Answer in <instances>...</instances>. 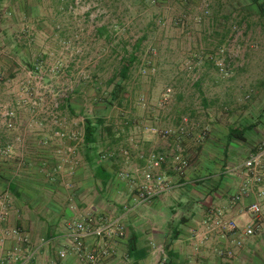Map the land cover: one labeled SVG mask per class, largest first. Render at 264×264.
<instances>
[{"label": "crops", "instance_id": "1", "mask_svg": "<svg viewBox=\"0 0 264 264\" xmlns=\"http://www.w3.org/2000/svg\"><path fill=\"white\" fill-rule=\"evenodd\" d=\"M61 1L55 0L51 6L50 0H0V47L3 50L0 73L13 62L11 69L15 63L24 68L41 52L46 55L44 45L57 49L55 52L59 55L66 28L73 41L72 48L80 45L85 51L81 54L71 49V77L78 73L81 60H109L108 23L101 21L103 16L97 19L99 21L88 20V13L92 10L108 13L110 6L102 2L88 9L84 23L75 14L77 8L74 7L75 16L66 27L61 22L65 10ZM210 2L213 16L205 18L198 26L204 33L224 27L226 19L234 14L229 0H225V6L223 0ZM50 11L55 15L56 33L47 31L45 22L36 17ZM113 11L124 10L115 8ZM220 15L225 16L220 18ZM25 20L32 21L33 26ZM81 26L86 30L82 31ZM28 29L35 32V39L27 36ZM214 31L215 36L218 33ZM203 37V44L207 45L208 37L205 34ZM47 40L49 43H44ZM200 44L189 42L184 46L185 49L190 46V50L191 46L197 48ZM130 55L132 59L141 56L137 52ZM125 57V52L119 55L120 60ZM165 57L168 62L179 58L169 52ZM106 70L103 63L99 64L92 72L95 81L98 76L102 79ZM166 74L168 76H155L145 86L133 81L128 97L131 99L133 92L150 97L160 84L173 83L176 94L167 109L146 110L125 99L118 104L117 112L110 113L103 102L94 104L93 97L103 88L98 78L100 85L95 86L91 81L75 86V93L66 106L78 117L74 121L67 117L69 114L64 108L62 114L66 119L61 118L60 111L57 118L41 125L27 109L19 112L17 126L12 130L5 127L1 117L10 107L11 97L17 99L19 87L16 80L11 84L0 83V102L5 103H0V240H3L4 257L14 258L18 251L19 262L31 255L25 264H87L71 253L61 259L59 252L70 247V225L92 214L102 220L120 218L126 228L124 238L100 243L110 252L100 264H159L160 249L166 251L169 264H264V220L258 221L248 212L250 204L260 201L258 193L264 190V182H252L249 172L240 167L256 150L264 148L263 126H256L258 120L251 118V110L245 116L247 120H243L242 112L237 110L219 111L223 106L234 107L237 86L229 82L223 84L210 64L193 79H189L190 72L172 70ZM15 75L24 77L22 71H15ZM261 112L264 113V109ZM185 114L190 116V125L179 139H164L146 130L147 134L143 132L144 127L152 126L176 128ZM87 119L96 130L91 144L85 142ZM204 125L210 126V132L201 137L200 129ZM132 129L139 131L133 138ZM232 130L242 133V138L230 139ZM57 131L66 132L67 137H56ZM72 135L79 138L78 145ZM8 145L12 146L9 155L3 152ZM74 146L73 153L70 149ZM179 150L191 160L189 167L179 174L170 162L155 170L154 173L166 176L171 190L149 203L137 204L134 198L143 180L142 172L148 169L149 153H163L171 158ZM122 172L130 175L129 180L120 176ZM247 184L251 188L249 194L236 200L235 196ZM217 213L242 228L255 223V235L245 238L232 256L228 254L232 250V236L225 239L207 229V222ZM13 230L19 231L21 242L14 237ZM88 245L93 246L94 241L89 240ZM5 264H9L7 260Z\"/></svg>", "mask_w": 264, "mask_h": 264}, {"label": "rangeland", "instance_id": "2", "mask_svg": "<svg viewBox=\"0 0 264 264\" xmlns=\"http://www.w3.org/2000/svg\"><path fill=\"white\" fill-rule=\"evenodd\" d=\"M229 1L230 6L234 8V14H231L230 19H226L223 24L224 27H220L217 31L207 30L204 33L203 29L198 26L203 24L205 18L213 16L210 11L212 7L210 0H62V8H65V10L61 14V22L65 23L66 27L69 25L71 18L75 16L74 7L77 8L75 13L77 17L82 18L81 21L78 20L82 22L87 20L85 16L88 9L91 10L95 6L102 5V2L110 6L108 13L92 10L91 13H88V20H97L103 16L101 21L104 20L108 23V28L106 29L107 45L108 53L109 55L111 54V57L107 62H100L95 60L96 58L93 60L87 58V61L81 60L78 62V73L71 77L69 74L72 68V55L70 52H72L71 49H74L72 48L74 46L73 41L71 42L69 39V29L66 28V39L61 43V49L60 51L58 50L59 55L55 52L57 49L54 50V48L44 45V53L46 55L41 52L38 57L35 54L36 58L33 57L34 59L29 61L27 67L23 68L20 64L15 63L16 66L11 69L14 62L11 63L3 72L1 71L0 83L11 84L15 80L17 81L19 87L17 99L11 97L10 101L8 100L11 104L10 106L16 107L17 105L19 108L16 126L19 112L27 109L32 114V117L41 122V125L42 122L47 123L48 120L53 118L52 113H55L56 117L59 116L60 111L62 114L64 108L69 114L68 118H71L72 121L77 119L78 117L74 113L72 115L66 107L75 93L76 85L90 83L91 81L95 86L100 85L97 84L99 83V78L103 88L93 97V99L95 98L94 104L103 102L109 107V112L114 113L118 111V104H121L125 99H130L128 97L131 91L130 88L135 82L145 86L155 76L159 74L168 76L166 73L172 70L190 72L191 77L189 79H193V76H197L201 69L210 64L211 68L219 74L223 84H228L229 82L231 85L235 84L237 86L236 100L232 104L234 107L231 109V106H223L219 111L231 113L237 110L242 112L241 118L247 120L245 116L251 110V118H254L255 121L258 120L256 126L261 124L263 126L261 129L263 130L264 122L261 119H264V113L261 111L264 109V0ZM222 3L225 6V0ZM54 4L55 0H50V5ZM219 4L215 5L219 7ZM115 8H120L124 11H113ZM37 16H39L37 18L38 21L45 22L49 28L47 31L51 33L52 31L57 32L56 24L53 23L54 13L50 11L48 13H39ZM222 16L224 17L225 15H220L219 17L222 18ZM30 18L37 20L33 16H30ZM24 22L33 26L32 21L25 20ZM92 24L94 25V23ZM80 29L82 31L86 30L84 26H81ZM213 31L218 34L214 36ZM33 33H35L33 30L28 29L27 36L30 35L35 39V34ZM203 34L208 37L207 45L203 44ZM156 42L159 45H156ZM167 42L170 43L167 45ZM189 42L201 44L197 48L191 46L189 50L190 46H188L185 49L184 44L188 45ZM32 43L34 44V40ZM44 43L47 44L49 42L47 40ZM138 43L139 45H137ZM75 50L81 54L85 52L80 45L75 46ZM184 51L186 55H183ZM220 51H224V53L217 56ZM123 52L126 53V57L120 60L119 55L121 56ZM132 52L141 54L140 58L132 59L130 55ZM168 52L175 54L177 58L179 57L177 61H173V59L170 62L166 61L165 56ZM190 52L191 54L188 55ZM183 56L185 57L183 58ZM211 57H220L225 65V74L220 72L216 66V59H211ZM1 61L0 65L2 64ZM101 63L104 64V68H107V70L102 79L98 76L95 81L92 72ZM127 64H130L129 73L123 78L121 70ZM22 65L24 66V64ZM15 71H18V73L22 71L24 77L16 76ZM236 72L238 73L236 74ZM162 84L150 97L142 93H135L134 95L133 92V96L130 99L132 105H141L146 110H152L153 108L162 110L166 108L176 94V87L173 83L165 86V83ZM21 85H30L34 89H29L25 93L21 89ZM57 86L59 87L57 88ZM41 87L42 91L40 90L39 95L43 94V96L40 100L41 104L35 111L30 106L28 108L19 107L24 101L31 100L32 102V100H36V90ZM169 87L173 89V94L167 102H164L163 94ZM56 102H60V109L52 112V106ZM0 103L5 104L2 101ZM183 116L188 115H182L181 118ZM67 117L62 114L61 118L66 119ZM1 118L4 119L3 116ZM180 120L176 127L180 125ZM144 128L143 132L146 130L148 134L161 137V135L153 133L151 129L155 128L157 131H163L170 127L163 129L157 126ZM136 131L132 129L130 135L132 138L139 134L137 129ZM170 138L174 137L171 136L164 139ZM126 180H129V178Z\"/></svg>", "mask_w": 264, "mask_h": 264}, {"label": "built area", "instance_id": "3", "mask_svg": "<svg viewBox=\"0 0 264 264\" xmlns=\"http://www.w3.org/2000/svg\"><path fill=\"white\" fill-rule=\"evenodd\" d=\"M224 51L217 53V56L223 54ZM3 50L0 47V60L2 58ZM216 59V66L220 72L226 73L224 62L221 61L220 57L212 58ZM31 78V77H30ZM32 80V79H29ZM21 89L26 93L29 89L33 90V87L30 85H21ZM43 87V86H42ZM42 87L36 90V100L24 101L23 104L19 107L30 108L35 111L41 104V98L43 96L39 95ZM46 89V88H45ZM173 89L171 87L167 88L163 94V101L167 102L168 99L172 96ZM60 109V102H56L52 106V112H56ZM19 108L10 106L5 109L2 113L4 125L7 129H15L16 126V117L18 115ZM53 118H57L55 113H52ZM190 125L189 116H183L180 120V125L175 129L168 128L163 131H157L153 128L151 131L153 133L161 135L162 138H169L173 136L176 139H179L183 134L187 132V129ZM210 131L209 126H204L200 131V136L205 137ZM56 137L61 139L67 137L66 132H57ZM73 139L78 145L80 140L77 136L72 135ZM75 146L70 149L74 153ZM3 152L7 155L11 154L12 146L8 145ZM148 169L142 172L143 180L137 188V194L134 198V201L137 204H146L151 202L154 198L159 196L161 193L171 190V185L169 184L166 176L163 173H154L155 170H160L163 165L171 162L172 168L175 172L183 174L184 171L189 167V158L184 155L183 151L179 150L177 153L173 154L171 158L168 155L163 153L151 152L147 157ZM251 176V181L254 183L264 182V148L259 151L257 154H254L250 158L244 161L240 166ZM121 177L124 179L130 178V175L126 172H122ZM250 185V183H249ZM250 186L245 185L241 188L239 193L235 196L236 200H242L250 192ZM258 198L260 201L254 202L249 205L248 212L258 221L264 220V190H260L258 193ZM1 218V213H0ZM207 229L209 232H216L221 234L223 238L232 236L231 248L228 252L230 256L233 254L235 248H239L243 244V240L247 237L255 235L257 231L255 223L250 224L249 226L242 228L235 221H228L221 213H217L214 218L210 219L207 222ZM14 237L18 242L22 241V236L18 230H13ZM126 236V228L120 218L102 220L96 217L95 215L89 214L84 220L79 222H73L69 227V240L70 247L69 249H63L59 252V257L64 259L68 256L69 253L73 254L81 262H86L87 264H100V261L103 257H107L110 252L106 248H102L100 243L106 239L113 238H124ZM89 240L94 241L93 246H89ZM18 250V249H17ZM13 258V256L7 258L3 256V240H0V264H5V260L9 264H25L31 259L30 256L23 257L24 262H19L20 255L19 252ZM159 264H169V258L164 249H160V263Z\"/></svg>", "mask_w": 264, "mask_h": 264}, {"label": "trees", "instance_id": "4", "mask_svg": "<svg viewBox=\"0 0 264 264\" xmlns=\"http://www.w3.org/2000/svg\"><path fill=\"white\" fill-rule=\"evenodd\" d=\"M130 63H131V61H130ZM129 68H130V64H127L126 66H124L123 68H122V73H121V76L124 78V77H126L127 75H128V73H129ZM85 142H87V143H89V144H91V143H93L94 142V140H93V142H90L91 141V137H93V135L95 134V132H96V130H95V128L93 127V125H92V122L89 120V119H87L86 120V125H85ZM242 133H238L236 130H232V131H230V134H229V138L231 139V138H234V137H241L242 138ZM260 150H256L253 154H256V153H258ZM177 173V172H176Z\"/></svg>", "mask_w": 264, "mask_h": 264}]
</instances>
